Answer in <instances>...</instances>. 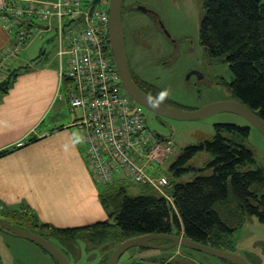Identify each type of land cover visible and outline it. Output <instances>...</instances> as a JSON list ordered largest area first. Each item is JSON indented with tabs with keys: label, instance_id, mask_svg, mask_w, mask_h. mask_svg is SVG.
Returning <instances> with one entry per match:
<instances>
[{
	"label": "rangeland",
	"instance_id": "rangeland-1",
	"mask_svg": "<svg viewBox=\"0 0 264 264\" xmlns=\"http://www.w3.org/2000/svg\"><path fill=\"white\" fill-rule=\"evenodd\" d=\"M135 1L147 8H156L162 12L168 30L171 31L177 41L176 46L172 45L169 38L148 14L133 11V15H126L124 23L127 35L126 52L135 74L162 91L167 98V103L175 108L195 110L213 102L232 99L230 91L224 84L233 80L229 63L224 58L210 59L201 45L200 29L206 12L204 0ZM130 18L132 19L130 20ZM42 36L43 38L33 39L24 48L21 55L24 58L22 61L29 63L21 69H18L20 66L16 65L15 67L18 69L16 75H21V83L29 84V88L26 90L30 92H36L39 89L50 91L53 98L54 94H57L55 102L56 100L58 102L55 105L53 102L55 107L51 108H57L60 111H52L51 115L60 112L59 120H63L61 124L70 127L64 134L63 141L67 147L74 145V141L83 147L84 141L81 132L73 124L75 120L79 119L81 112L79 109L76 112L71 111L67 105L71 96L69 87L71 89L72 84L69 83L67 86L65 80L60 84L57 78L60 60L57 55L58 39L55 25ZM15 64L16 62H14ZM38 69L40 72L35 74L36 79L33 82L32 75ZM201 75L204 79H200ZM38 77H40L39 80ZM19 89L23 91L22 88ZM61 93L65 96V101L61 99ZM122 95H128L124 88ZM47 99H52L50 94ZM29 107L34 108L33 112H38L43 108V104L34 100L29 103ZM144 117L148 127L153 132H159L161 135L169 137L175 144V147L174 145L170 146L171 150L164 157V164L159 166L169 175L171 174L170 166L182 155L186 147L213 138L215 124L246 125L248 123L244 118L233 113H219L195 121L170 119L166 126L161 125L154 114L145 108ZM248 145L255 153L257 166L264 167V135L252 128ZM56 153L52 158L56 160L51 163L56 169H59L61 165H66L69 169L79 162L76 156L68 151V148L65 152ZM84 154L86 159L85 151ZM198 159V162H201V159L204 158ZM73 174L74 171L67 174H55L51 176L48 184L42 182L38 186L44 194H51L52 196L54 193H61L62 200H58L63 201L64 206L67 205L68 207L74 206L76 200L69 201L72 198L71 195L75 194L78 196L77 205L82 202L85 206V213L92 198L87 196L86 192V189H90V184L82 175L79 180H82L85 188L82 185L78 186L75 182V175L72 176ZM192 177L193 175H187L184 180L188 181ZM93 181L98 186V182L95 179ZM127 186L132 196H138L143 192L142 187L138 184L127 183ZM104 188L105 186L99 185V189ZM40 195L42 194L38 193V196ZM65 197H68L66 201L63 200ZM35 202L38 206L56 209L54 202L52 204L40 199ZM104 210L106 211L104 216L106 219L109 215L105 208ZM6 215L9 217L0 218L23 230L50 238V242L68 257L71 264H106L107 261L109 263L114 250L123 241L119 235H112L104 240L102 245H95L79 236L75 238L73 244L67 239L47 235L40 229L32 228L31 224L25 222L22 215L11 214V212H7ZM112 229L116 231L114 227ZM174 233H178L177 229L174 230ZM231 240V244L225 249L243 256L251 264H264V223H261L257 217H246L243 226L234 233ZM155 243L167 245L164 241H156ZM105 245L107 246L104 248ZM0 259L2 264H58L52 255L36 242L3 231H0ZM118 264L226 263L209 254L179 246L173 249L132 247L123 253Z\"/></svg>",
	"mask_w": 264,
	"mask_h": 264
},
{
	"label": "trees",
	"instance_id": "trees-1",
	"mask_svg": "<svg viewBox=\"0 0 264 264\" xmlns=\"http://www.w3.org/2000/svg\"><path fill=\"white\" fill-rule=\"evenodd\" d=\"M204 8L200 40L205 53L210 59L224 58L229 63L233 80L224 84L232 99L243 102L264 120V0H204ZM11 67L16 70L14 63ZM15 75L12 71L11 79ZM132 75L145 92L168 102L162 91H150L146 85L154 86ZM8 87L7 82L0 84V91H8ZM214 128L213 138L186 147L171 165L173 186L167 191L171 203L148 185H140L143 192L138 196L130 195L129 187L122 185L101 192V203L109 215L103 222L57 228L40 222L30 209L18 214L32 228L73 244L79 236L102 245L112 235L125 241L147 234H176L225 249L246 217L264 223V167L257 166L248 145L254 127L219 123ZM198 158L204 159L198 162ZM187 175L193 177L185 181Z\"/></svg>",
	"mask_w": 264,
	"mask_h": 264
},
{
	"label": "built area",
	"instance_id": "built-area-1",
	"mask_svg": "<svg viewBox=\"0 0 264 264\" xmlns=\"http://www.w3.org/2000/svg\"><path fill=\"white\" fill-rule=\"evenodd\" d=\"M110 0H59L54 4L29 3L19 6L0 0V12L24 19L58 24L59 56L65 62L61 77L72 88L69 102L81 111L77 120L93 178L101 184L124 182L150 185L160 197L172 198L167 191L171 179L156 170L164 163L172 142L158 140L148 128L143 108L122 95L118 69L109 41ZM36 27L18 30L14 43L0 61L8 64L18 54Z\"/></svg>",
	"mask_w": 264,
	"mask_h": 264
},
{
	"label": "crops",
	"instance_id": "crops-1",
	"mask_svg": "<svg viewBox=\"0 0 264 264\" xmlns=\"http://www.w3.org/2000/svg\"><path fill=\"white\" fill-rule=\"evenodd\" d=\"M34 1L53 3L57 0ZM8 40L9 36L0 24V52L4 50ZM22 60L24 58L19 57L16 65L23 67L29 63ZM37 72L39 73L40 70L38 69L32 75L33 82ZM20 76H15L13 81H6L9 86L8 91H0V217H9L6 215L7 212L18 214L30 209L40 222L50 223L57 228L83 227L105 221L107 219L104 218L106 211L101 203L99 184L97 186L93 181L87 168L84 147L82 145L80 147L75 141L74 145L67 147L63 137L69 126L61 124L63 120H59L60 112L51 115L52 111H60L57 108H53L54 110L51 108L58 102V100L55 102L57 94L55 93L53 98L50 91L39 89L36 92H30L26 90L29 88V84L21 83ZM57 78L59 81V71ZM39 79L40 77H38ZM19 88H22L23 91ZM49 94L51 100L47 99ZM34 100L43 104V108L38 112H33L34 108L29 107V103ZM63 100L65 101V99ZM19 143H23V145L18 146ZM66 148L76 156L79 162L69 169L66 165H61L59 169H56L51 165L56 159L52 158L57 154L56 152H65ZM72 171H74L72 176L75 175V182L78 186L82 185L85 188L82 180H79L82 175L90 184V189H86L87 196L94 199L91 198L85 213L84 204L81 202L77 205L78 196L75 194L71 195L72 198L69 201L76 200L74 206L68 207L64 206L63 201L58 200H62L61 193H54L52 196L44 194L38 186L42 182L48 184L51 176L55 174H67ZM38 193L42 195L38 196ZM66 198L68 197L63 200L66 201ZM37 199L49 201L52 204L56 203V209L38 206L35 202ZM5 211L7 212L4 214Z\"/></svg>",
	"mask_w": 264,
	"mask_h": 264
},
{
	"label": "water",
	"instance_id": "water-1",
	"mask_svg": "<svg viewBox=\"0 0 264 264\" xmlns=\"http://www.w3.org/2000/svg\"><path fill=\"white\" fill-rule=\"evenodd\" d=\"M124 0H110V43L115 62L118 66L121 81L128 94L141 106L155 114L156 118L195 121L208 118L219 113H233L244 118L250 127L256 128L264 135V120L243 102L236 99H228L207 104L195 110H183L175 108L168 103L153 97L145 92L134 80L126 52V36L123 22ZM158 120V119H157ZM166 126L167 123L160 122ZM157 136L166 138L157 132ZM0 231L36 242L47 250L60 264H71L68 257L53 245L46 237L23 230L14 224L0 218ZM156 241H164L167 245L156 244ZM185 247L228 260L235 264H251L243 256L225 249L215 248L176 234H147L123 241L113 252L108 264H118L125 251L132 247L168 248ZM0 264L1 259H0Z\"/></svg>",
	"mask_w": 264,
	"mask_h": 264
},
{
	"label": "flooded vegetation",
	"instance_id": "flooded-vegetation-1",
	"mask_svg": "<svg viewBox=\"0 0 264 264\" xmlns=\"http://www.w3.org/2000/svg\"><path fill=\"white\" fill-rule=\"evenodd\" d=\"M133 11H141V12H144V13L148 14L149 16H151V19H153L157 23V25L159 26L161 31L169 38L171 44L174 46L177 45V41H176L175 37L172 35L171 31L168 30V28L164 22V18L161 14L162 12H160L156 8L155 9L147 8V7L137 3L135 0H124V5H123V22L124 23H125V16L126 15H133ZM131 19L132 18H130V20ZM125 35H126V33H125ZM137 38L140 39L139 37H137ZM126 47H127V35H126ZM129 62H130V60H129ZM130 67H131V63H130ZM130 69H131L132 74H134V76H136L138 78V75L135 74V71L133 70V68L131 67ZM200 79H204L203 75H201ZM138 80H140V79H138ZM146 87L151 89L150 91H152V92H157V90H158L157 88H155V87L151 88L148 85H146ZM154 116H155V114H154ZM157 119H158V121L160 120V122H165V123L169 122L168 119H164V118L163 119L157 118Z\"/></svg>",
	"mask_w": 264,
	"mask_h": 264
},
{
	"label": "bare ground",
	"instance_id": "bare-ground-1",
	"mask_svg": "<svg viewBox=\"0 0 264 264\" xmlns=\"http://www.w3.org/2000/svg\"><path fill=\"white\" fill-rule=\"evenodd\" d=\"M63 87V86H62Z\"/></svg>",
	"mask_w": 264,
	"mask_h": 264
}]
</instances>
